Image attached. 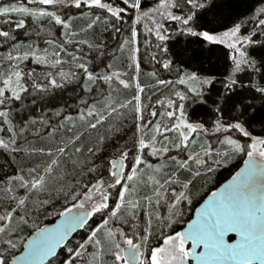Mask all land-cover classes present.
Masks as SVG:
<instances>
[{"label":"trees","instance_id":"1","mask_svg":"<svg viewBox=\"0 0 264 264\" xmlns=\"http://www.w3.org/2000/svg\"><path fill=\"white\" fill-rule=\"evenodd\" d=\"M230 29L243 38L239 47L216 39ZM138 101L144 118L154 115L146 148ZM256 138L264 144V0H0L4 264L22 246L13 237L51 222L99 179L110 181V162L124 154L155 163L147 159L129 182L122 228L134 236L150 230V241L175 233L236 173ZM166 176L181 194L167 209L155 194ZM113 190L110 210L121 194ZM86 232L48 264H65ZM105 237L88 264L111 253Z\"/></svg>","mask_w":264,"mask_h":264},{"label":"water","instance_id":"2","mask_svg":"<svg viewBox=\"0 0 264 264\" xmlns=\"http://www.w3.org/2000/svg\"><path fill=\"white\" fill-rule=\"evenodd\" d=\"M117 165V178L123 161ZM85 207L59 214L31 232L10 264H48L90 220ZM190 245L189 260L181 264H264V156L249 155L236 173L209 193L181 229ZM129 264L138 251H125Z\"/></svg>","mask_w":264,"mask_h":264},{"label":"rangeland","instance_id":"3","mask_svg":"<svg viewBox=\"0 0 264 264\" xmlns=\"http://www.w3.org/2000/svg\"><path fill=\"white\" fill-rule=\"evenodd\" d=\"M36 1V0H32ZM42 3H51L55 1L60 0H38ZM76 1V0H74ZM152 17V16H151ZM216 39L219 41H223L230 46L239 47L240 44L243 42V38L238 35L235 29H230L224 32H221L220 34L216 35ZM13 68L21 71V63H13ZM209 79L203 80V82H208ZM135 82H138L137 79H135ZM184 82L187 84H194L196 82L197 85H200V79L194 78V79H185ZM137 86H139L136 83ZM140 95V92H138V96ZM139 100V99H138ZM138 111L140 113L138 114V136H140L141 143L143 148H146L148 144L151 142L149 140H143L148 131V129L151 126V123L153 121L152 116H147V118H144V112L141 110L140 107V101H138ZM181 127L182 124L180 123ZM157 127V126H156ZM190 127V126H189ZM192 128V127H190ZM190 128H186L184 131V142L188 138V134L191 131ZM154 140V144H158L160 141L158 138L152 137ZM161 139V137H160ZM186 143V142H185ZM157 149H153L155 151ZM162 148V154L158 155V159L156 162H158L161 159H164L163 154L166 152H163ZM248 155H261L264 156V144L259 138L254 139L252 145H251V151L248 153ZM129 155H121L115 159H113L110 162V172H111V180L108 182H105L104 179H99L94 184H92L90 187H88L84 192L81 194H76L75 197L72 198L71 201H68L64 208L63 212L68 211L70 209H74L77 207H85L89 210L92 218H104L100 223H98L95 226L87 227L88 232H86L87 240L85 243L82 244V247H80L79 251L75 253L73 256L70 257V259L65 264H72L74 261L77 260L76 263L73 264H88V262L91 259V255L94 252L95 246H98L99 243H101L100 235H103L106 233V237L110 238L109 242H113L112 251L109 254V256L105 257L103 259L100 255H98V261L96 264H129L125 257V251L129 247H134L137 249L140 253V262L137 264H178L180 258L182 257V251L186 252L185 243L183 238L181 237L180 231H177L175 233H170V230L166 233H163L162 236H157L156 240H149L150 238V230L147 232V234L144 236L143 232L138 233L137 236H134L132 234H128L127 231L122 228L123 225L120 223V219L118 215L121 213L123 208L126 206L129 199H127V187L129 185V182L132 180H135L138 176L141 175L143 166L144 168L149 166V162L151 158H146L143 156H138L135 160L132 162L128 161ZM155 156V155H151ZM157 158V155L155 156ZM119 159L123 160V168L119 174V176L115 177V170L117 168V165L113 163V161H118ZM150 163H155L154 161H150ZM155 170V167H152ZM157 171V170H156ZM159 172V171H158ZM161 176H164L161 174ZM167 178V176H166ZM140 179V177H139ZM167 178L166 181H163L158 187L155 194L162 193L163 198L161 201V204L165 205L166 209L170 206V202L173 201V205L177 206V203L179 204L181 200V194H178L177 187L172 185L171 182L168 181ZM167 183V184H166ZM123 184L122 186H120ZM166 189H163L165 187ZM120 187L121 188V194L118 198V202L116 203V206L110 210V204H111V198L114 195V188ZM147 199L151 197V195L146 196ZM105 214V216H104ZM141 215V213L139 214ZM139 219L137 216L136 221ZM1 236L5 234V225L0 229ZM24 234H20L18 236L13 237L11 240L13 243V246L15 247L18 240H21V245L24 241ZM20 244V243H19ZM101 249V246L99 247ZM1 252H3L0 249ZM101 252V251H100ZM0 264H4V259L2 256V253H0ZM6 264V263H5Z\"/></svg>","mask_w":264,"mask_h":264},{"label":"flooded vegetation","instance_id":"4","mask_svg":"<svg viewBox=\"0 0 264 264\" xmlns=\"http://www.w3.org/2000/svg\"><path fill=\"white\" fill-rule=\"evenodd\" d=\"M121 160H122V159H121ZM122 161H123V160H122ZM113 163H114V161H113ZM214 191H215V190H214ZM212 192H213V191H212ZM210 193H211V192H210ZM201 202H202V201H201ZM201 202H200V203H201ZM198 206H199V205H198ZM198 206H197V207H198ZM197 207H196V208H197ZM196 208H195V209H196ZM90 216H91V214H90ZM191 217H192V216H191ZM98 219H101V218H98ZM190 219H191V218H190ZM190 219H189V220H190ZM92 220H94V218L90 217V220H89L88 223L85 225V228L90 226V224H91L90 222H92ZM189 220H188V221H189ZM188 221H187V222H188ZM187 222H186V223H187ZM186 223H185V224H186ZM91 227H92V226H91ZM85 228H84V229H85ZM182 228H183V227H182ZM182 228H181V229H182ZM181 229H180L179 231H181ZM180 234H181V232H180ZM181 237H182V236H181ZM182 238H183V237H182ZM183 240H184V239H183ZM184 243H185L186 252H185V251H182V253H181V254H182V257L180 258L178 264L184 263V262H186V261L189 260L190 245H189L188 243H186L185 240H184ZM132 248H134V247H132ZM134 249H135V248H134ZM136 250H137V249H136ZM137 251H138V250H137ZM138 255H139V260H138L137 263L140 262V253H139V251H138ZM137 263H136V264H137Z\"/></svg>","mask_w":264,"mask_h":264}]
</instances>
